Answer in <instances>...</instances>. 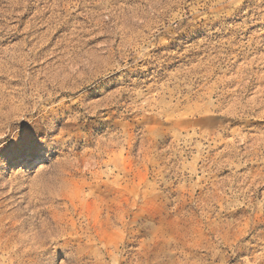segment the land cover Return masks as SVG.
<instances>
[{
  "label": "rangeland",
  "instance_id": "obj_1",
  "mask_svg": "<svg viewBox=\"0 0 264 264\" xmlns=\"http://www.w3.org/2000/svg\"><path fill=\"white\" fill-rule=\"evenodd\" d=\"M0 142V264H264V0H0Z\"/></svg>",
  "mask_w": 264,
  "mask_h": 264
},
{
  "label": "snow or ice",
  "instance_id": "obj_2",
  "mask_svg": "<svg viewBox=\"0 0 264 264\" xmlns=\"http://www.w3.org/2000/svg\"><path fill=\"white\" fill-rule=\"evenodd\" d=\"M0 144H2V142H0Z\"/></svg>",
  "mask_w": 264,
  "mask_h": 264
},
{
  "label": "bare ground",
  "instance_id": "obj_3",
  "mask_svg": "<svg viewBox=\"0 0 264 264\" xmlns=\"http://www.w3.org/2000/svg\"><path fill=\"white\" fill-rule=\"evenodd\" d=\"M223 27V26H222Z\"/></svg>",
  "mask_w": 264,
  "mask_h": 264
}]
</instances>
